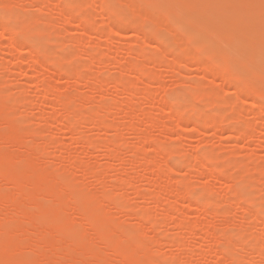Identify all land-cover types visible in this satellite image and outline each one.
<instances>
[{"label":"rangeland","instance_id":"374dc122","mask_svg":"<svg viewBox=\"0 0 264 264\" xmlns=\"http://www.w3.org/2000/svg\"><path fill=\"white\" fill-rule=\"evenodd\" d=\"M3 1L4 0H2V1L0 0V70H1V72H0V74H1L0 75V81H1L0 82V84H1L0 88L2 89V90L1 89L0 90L2 92H5L6 94L9 93L7 96L4 95L5 98H7V99L10 98L12 100V97L9 96L12 94L13 99L15 98V100H16V103H14V104L12 103L15 107V108L13 107L14 110H17V112L16 111L14 112V110H13L14 113L12 115L15 116V117L12 116L11 120L13 122H15V121L20 122V120H22L24 118L25 124L29 128H31L30 129L31 131H34V134H35L36 130H32V129H37L36 132L38 134L40 131H42V133L46 131L45 132L46 134L44 133L45 135L42 136V133H40L41 136L39 135V137H37V138L34 137L35 136L34 134H33L34 136L30 135V136H33L34 138H36V141H34L33 143H37L39 150L40 149L42 150L41 152H39V150H38V152H35L36 155H34V152L30 153V154L33 153L32 154L33 157H35V156L38 157V159L40 160L39 162H41L42 164L39 162L38 163L40 165H44V166H45V164L47 165L49 163L55 164L57 166L53 167V171H54V168H56V170H58V172H56V170H55L56 174L60 173V172L63 174V172L65 171L64 175H66V171H67V170H64V168L67 169V167L73 163L77 164L79 162L78 164H81V165L82 164L84 165V163H85L89 172L81 171L82 169H80V170L75 169L73 172L70 171L71 174L69 173L68 175L71 178L68 177L67 181L70 179L72 183L76 182L74 184H79V182L81 181L82 186L84 185L81 188L86 189L84 191L87 192V190H89L88 192H91L94 194L96 193L97 196H98V194L101 195V192H104L105 194L107 193L110 196H113L112 194H114V195L117 194L116 197L117 198L119 197L120 200L124 199L123 197H126L128 200H130L128 202V207H130V209H128V210H130V211H135V210L139 211L141 208L142 209L144 208L143 210H146V211L149 210L147 212L150 215L152 214V216H153L152 220L154 221V219H155V222L156 223L158 222V224H156V226L159 227V228L158 227L155 228L156 227L155 226L154 229H152L151 231L149 230L150 232L147 235H149L150 237L146 235V232L148 233V228H147V231L144 230V228H146L149 224L145 222L146 224L144 223V226H143L144 228L141 227L142 221L137 217H136L137 219L135 218L136 215H134V212H133V214H131L132 212H128V211L121 212V210L118 211V209H115V207L113 208V206H110L112 208H110V207L107 208V211H108L107 215L108 216L110 215L112 218H114L116 220L115 223L117 222L121 227L122 226L123 227H126V226L130 227V225H132L134 227V224L138 225V223H140V225H141L140 227L142 228V230H144L146 237H149V239L147 238L148 241L145 239L148 243V244L147 243L146 244L149 245V247H150V248L148 247L149 250H153V252L155 251L154 252L155 254L159 253L158 256L159 255L162 256L160 258H164V259L166 258L165 259L166 261L162 259V261H164V263L160 259V261L163 264H174L175 262L172 263L169 261V259H168L169 262H167V258H170L171 255L175 256L176 254H177L176 256L179 255L178 256L179 260H177L179 264H180V262H182L181 264H192V263L193 264H229V263L231 264V262H232L231 259L232 260L234 259L237 264H264V257H263L264 256V218H263L264 217V206H263L264 205V172H262V171H264V114H263L262 110L260 108H258V106L252 107L251 104L253 103V99L242 96L239 99V101H237L236 104L227 105L226 108L223 107V105L220 108L219 106L214 107L215 105L213 106V104H211V108L209 109L208 106H210V105H208V106L204 105V104H207L206 103L207 102L206 101L207 96L205 97V99L201 98L202 97V96H200L201 93H197V91L200 92L198 90V88H196L194 90L193 85H190L186 81H184L185 78H187V77L188 78L191 77L192 79H196V80L198 79V81H200V80H202V76H203L202 72H200L199 70H196V67L193 64H191L190 59H188V56L182 58L181 63H180V65H178L177 68H170L167 66V63H169L168 61H170V60H168V59H170L169 55L166 54L167 56L166 55L164 56L162 54L163 59L159 60L161 62V63L159 62L160 65H157V66L155 65L156 67H155V69L153 68L154 69L153 70L152 66L150 64H148L149 61L144 60L142 57H139L138 55L130 56L129 53L127 52L126 47L128 45L133 44V45H136L137 48L139 47V49L143 48V47H141L143 45L142 43L144 41L143 38H141L143 36L139 35L137 37L131 30H125L124 31L125 33H123V35H121L120 37L119 36H113L114 37L113 41H114L115 47L113 46L112 48H110V47L108 48L106 46V44L109 41L108 40L109 36H111L109 34V31L112 30V28L114 27L113 25L115 23H114V21L108 20L106 18V16L104 15L105 13H103V14L101 13L102 8H101L100 0H86V2H90L92 5L95 3V6L94 5L92 6L91 4H89L92 7V9H91V7L89 6L91 9V10L89 9V11L93 12L94 13L93 15H95L93 17L94 21H93V23H91L89 28L94 29L97 27L101 30L103 29L102 33L99 34L98 37H96L97 39L94 37V35L92 34L91 31H88L89 28L87 30H83L82 28L76 26L77 23L75 21L79 18V16H81V14L83 15V11H81L80 12L81 14L79 15V12H76V10H75L74 14L72 16H70L69 18L62 16V14L60 12L61 9L58 6H55L56 4L59 3L58 1H60V0H57V1L56 0H36V2L30 4L31 6L28 5L29 3L27 0H5L6 3ZM49 1L52 2V4L51 5L49 4L50 6L47 5V7H45L46 3L48 4ZM81 1L85 3V0H81ZM106 1H112V0H106ZM191 1L192 0H184L186 9L190 8ZM78 2L81 3L79 0H78ZM97 2H98V5L100 6V8L98 5H96ZM2 3H5L4 7L1 5ZM119 5H120V7H122L121 9L123 10L124 4L122 6L119 3ZM125 7L128 10V8H129L128 5H126ZM23 8L27 9V10H25V12L30 11L27 13L28 17L31 15V16H33V18L35 17L34 19H38L39 18L38 16L41 15L40 19H42L43 24H40V26L38 25V28L42 26L44 28V30H43L44 32L46 31V29H48V32L52 34V35H48L49 33L46 32L47 37H48L47 38L46 35L43 36V31H42V34L35 33L34 37L36 36L37 39H40L41 36L45 37V39L42 41L45 44H50V45H52V42H57V41L59 42V40L65 42V44L63 43V47H62L63 49L60 48L59 44H58L59 46L55 45V44L52 46L55 47L57 55L59 53H61L62 50L67 51V49L70 48V50L68 52H70L72 50V52H71L72 57L68 61V65L69 66H76V63L79 62L78 63L79 65L77 64V66H79V67H77V68H79L80 71L82 70L81 72H83V74L80 73L78 76L74 75L73 77H72V75H68V77L67 76H59L58 75L59 69L57 68L58 66L56 64L55 65H54V63L49 64L52 62H48V61L46 63L43 62L40 64L34 63L35 55L31 54L30 55L31 57H29V54L31 53V51L28 49L30 46L29 47L26 46L27 44L24 42V35L22 33L20 34L18 32L19 27H20V22H14L15 24L12 22L9 24L7 22V20L4 19L6 17H3L5 14H9L10 13L9 11H11V10H13V11L16 10L15 12H19V11H17V9L20 11H24ZM157 8H159V7H157ZM21 9H23V10H21ZM79 9L80 8H78L77 10H79ZM126 9H125V11H127ZM82 10H84V9H82ZM13 11H11V12H13ZM59 12H60V14H59ZM76 13H78V14H76ZM217 13H218V11L217 12L213 11L214 15ZM19 14L23 15L24 13L19 12ZM46 18H47V20H46ZM40 19H38V20H40ZM40 21H39V23H40ZM45 21L46 22L48 21V23L50 22V24L47 23V25H46L47 28L44 27ZM42 27H41V29H43ZM52 27H53V29H52ZM171 28L174 29V26H172ZM49 29H52V30L49 31ZM15 32H17L16 37H17V39H19V43H21L22 46H24V47H19V51L14 52V54H13L12 51L10 52L8 44H10L11 36H14ZM50 36H51V40H50ZM56 36H57V38H56ZM61 36H63V37L61 38ZM42 37H41V39H42ZM52 38H54L55 41H52ZM48 39H49V41H48ZM66 41L69 43L70 47L67 46ZM76 41H77V43H76ZM105 41H106V43H105ZM220 42L223 44L222 41H220ZM220 42L217 41L218 45H222V44H220ZM23 43L26 45H24ZM76 44L78 47L76 46ZM155 44L157 45L156 42H155ZM155 44L153 43L152 46L151 45L150 46L154 47ZM61 46H62V44H61ZM66 46H67V48H66ZM117 46H119V49H117L118 48ZM150 46L148 47V49H147V47H146V49L144 47V50L146 52L152 51L151 53H153V48L151 49ZM157 47H158V45H157ZM59 48L61 49V51ZM8 50H9V52H8ZM154 50H155V47H154ZM156 50H155V52H157ZM94 52L96 55L94 54ZM88 53L92 57H89ZM75 54H76V57L73 56ZM60 56H61V54H60ZM88 57H89V61H88ZM79 58H82V59H79ZM93 58L95 61L93 60ZM98 58L103 60L102 61L103 64L101 62H100L101 64H98V62L100 61V60L98 61ZM130 60L136 61L139 63H143V64L145 63L146 67H147V69H146L147 72H149L151 70L154 71V80H152L148 83L150 87L147 86L150 88V91L152 94L151 97L153 98V100L148 102V103L146 102V100L144 99V96H143L144 95L143 92L146 89L143 87L145 90L142 91L143 88L141 87L143 85V82L146 83L144 85H147L148 79L143 80V79H146V76H142V75L140 76L139 72H131V71L127 72V69L129 68V66L127 65V61H130ZM29 64H31V65H29ZM147 64L150 66H148ZM182 66H184V67L186 66L185 69ZM33 67L35 68V72L32 71ZM85 67H86V69H85ZM179 69H181V72ZM29 72H30V74H29ZM32 72H34V73L32 74ZM117 74H119V75L124 74L126 77L125 79H128V80L130 79V81H132V80L136 81V79H137L138 85L135 86V87H137L135 89H137V91L139 90L138 92L140 93V96L138 95V92L136 90H134V92L136 91L137 94L135 92L132 95L131 99L127 100L126 98L128 97V95L122 91L123 87L121 88V86L114 85L110 79V78L116 76ZM135 74H137V75H135ZM38 75H40V77ZM89 75L92 77H90ZM106 75H110V76H106ZM38 77H39V79H38ZM93 77H94V79H93ZM140 77H143V78L141 79ZM97 78L103 80L102 84L100 83V85L95 84L96 86H94V85L92 86V84L94 82L93 80H97ZM42 79L48 81V88L50 91L53 89L52 88L53 86H56L58 88L57 91L59 92V94L62 97L66 96V97L71 98L72 101L75 100L73 103L78 102V104H75V105H78V107H79L80 103L82 105H84V102H86V100H88V99L91 102L90 104H92V105H90V104H89L90 106L88 105V107H90V108L92 107L90 110H87L85 113H83L82 112L84 110L83 109L82 111L81 110L78 111V113L76 114L78 116V114L80 112L81 115L79 114L80 117L78 116L80 121L75 116L78 123L76 124L77 126L75 125L73 133H69L68 131L65 132L67 122L65 121L66 118H63V117H68L69 112L64 111V110L62 111L61 105L57 100H56V102H53V104H52L53 98H52L51 94L48 92L45 93L42 90H40L41 87L39 84L42 82V81H40ZM203 81H204L203 84L208 86V87H206V89L204 88V91L210 92L211 89L212 90L216 89V92H220L219 93L220 96L224 95V96H227L229 98H231V96H232V97H235L237 99L235 92H233L234 90L230 87L226 88V86L221 87L220 81L218 79L210 77L207 79H203ZM87 82L91 83V84L89 85ZM86 83L88 84V86ZM89 86H91V88ZM117 88H119V89H117ZM218 88L220 89L219 91H217ZM19 89L21 92L19 91ZM116 89L119 90V92L117 91L118 92L117 96H115L116 94H114V93H116V91H115ZM195 93H196V96H194ZM101 95H103V96L105 95L108 99L106 98L102 102L100 99ZM178 95L180 97L184 96L186 98H189V96H190V98L196 97V98H194L193 101L197 107L199 106L200 108H204L205 106H207L208 109L206 107V108H204L206 110H204V109H202V110H204V112L207 113V114H205L207 117L210 118V116H211V118L214 119L218 123L217 128L211 129L210 127H208L205 124L206 123L205 120L207 118L205 115H204V117H203V115H202V117H199L200 115L196 117L194 115V112L191 109H185V110H183V116L187 120H190V123L188 122L189 123L188 126L185 125L186 127L184 130L179 129L177 126V122H178L177 119L175 117L171 118V119L167 118L168 115H166V113L168 114V112H169V109L167 110L166 107L169 105L170 99L172 97H176ZM97 96L100 98H98ZM249 97H251V96H249ZM140 98H142V99H140ZM96 99L101 101L103 104L107 105V106L105 105L106 106L105 110H103L105 113L103 111L101 113V115H103V114H106V115H103L104 118L102 120L100 119L101 124H99V125H98V123H97V125H94V123H93L94 122L93 119L97 120L96 116L94 117V115H96L97 113H100L99 112V110H100L99 105L101 104V102L98 105L99 101H97ZM114 99H115V101H114ZM199 99H201V100H199ZM232 99H234V98H231V100ZM22 100L24 102H22ZM17 101L18 102L20 101V102L18 103ZM161 101L162 102L164 101L163 103H165L164 104L165 109L163 108L162 112L159 111V109H158V108H160L159 106H161V104H162ZM15 104H17V108H16ZM238 106H239V108L241 107L240 109L242 111H244V112L241 111L240 115H237V112H236V111H238V109H237ZM88 107H85V108H88ZM96 108H97V110H96ZM106 108H107V110H106ZM217 108L220 110L217 111L216 110ZM240 109H239V111H240ZM95 110L98 112L94 113ZM141 110H142V112H141ZM213 110H215V111H213ZM222 111H223V113H222ZM228 114H229V118H226V117H228ZM236 115H237V117H235ZM18 116H20V118H18ZM43 116H45V118ZM46 116H47V118H46ZM190 116H192V117H190ZM220 116L222 118H219ZM238 116L239 117L241 116L240 119ZM149 118L155 119L154 120L155 123L150 124V122L148 120ZM228 119H230V120L228 121ZM26 120H28V123L26 122ZM90 120H93L92 123L90 122ZM251 120H252V122H251ZM194 121H196V122H194ZM204 121H205V123H204ZM2 122L3 121H1V123ZM192 122H194L195 124ZM1 123H0V132H2L3 130H1V129H3L6 126V123L5 124L2 123V125H1ZM48 123L50 125H48ZM196 123H199V126L196 127V125H197ZM25 124H23L24 128L26 127ZM247 124L250 126H248ZM47 125H48V127H47ZM106 125H108L109 127L113 126V129L112 128H111V130L105 129L104 126H106ZM164 125H166L167 127ZM98 126H101V127H98ZM173 126H174V128H171ZM230 126H235L236 128H239V129H241L242 127L245 128V126L246 127L248 126L249 128H247L245 130V132H244L245 135L243 134V135L239 136V134H236L237 132L236 133L235 132H229L228 133L227 129L230 128ZM131 127H132V130H134V131L131 130ZM40 128L44 129V130H41ZM133 128H135V129H133ZM208 128H210L211 130ZM4 129H6V128H4ZM177 129H179V130H177ZM28 130L29 129L27 128L26 131L29 132ZM38 130H40V131L38 132ZM194 130H195V132H194ZM182 131H185V132H182ZM28 135H29V133H28ZM28 135L27 136L25 135L26 139L24 137L25 142H26V140H27V142H29V140H30L29 143H31L32 137L29 138L30 136L28 137ZM109 136L110 137L114 136V137H116V140H117L118 146L116 145L117 147H115V148L113 147L114 150H112V151H110V149H109V151H107L104 148H101L102 146L99 147L100 149L98 147L97 148L95 147L96 148L95 149L93 147L88 148L85 146H84L85 147L84 148L83 145L81 144V142L83 140L84 141H96L97 140L98 142H101V141L103 142L104 140L107 141V139L110 138ZM27 137L29 138V140L27 139ZM34 138L32 140H34ZM52 139H54V140H52ZM87 139H89V140H87ZM45 140H46V142H44ZM49 140H52V143L51 142L48 143ZM58 141H60V144ZM0 145L2 147L5 146V148L8 149V151H10L9 147L12 148L11 149L12 152L16 150L15 148L17 146V145H13V147H11L12 144H4V146L2 144H0ZM177 145H178V147H177ZM168 147H169V149H171V148L173 149V147H174L177 153L181 152L180 154L184 155V152H185V155H186V156L184 155L185 157L184 156L180 157V154L179 155L176 154V156L173 155L172 157H174V156L176 157V158L174 157L175 159L173 158L175 160V162L170 161V158H172V157H170V158L165 157L166 160H168L167 161L168 166L169 167L171 166V172L170 173L167 171V168H166V167H168L167 164H163V161L165 158L161 157L163 155V152L165 153V151H167V150L163 151L162 155L160 153L157 154V152H159V149H164V148L168 149ZM19 149L17 151H19V153H20V151H22L23 149H21V147ZM35 149H37V147ZM133 149L137 155L135 161L137 159H139L140 157L142 158L144 155L148 154L146 159L149 157V160L148 159L147 160L151 161V162L150 163L147 162L144 164L143 162H145L144 161L145 159L143 160V158H142V161L140 160L142 163L139 160L131 163V161H129V159H130L129 156L130 157L134 156L132 154L130 155V151L132 152ZM156 149H158V150H156ZM177 149L179 151H177ZM181 150H183V151H181ZM103 151H104V153H103ZM111 152L113 154L115 153L116 157L114 159H112L110 156V154H112ZM108 153H110V154H108ZM187 153L190 156H188ZM15 154H17L16 151H15ZM138 155H139V158H138ZM166 156H168V155L166 154ZM210 156H212L213 159H210ZM107 157H108V159H107ZM178 157H180L181 159H179ZM194 157H197V158L199 157L201 160V163H199V161L194 163V160H193ZM52 158H54L55 160H53ZM152 158H154V159H152ZM187 158L189 161L188 160L186 161ZM218 158H219V160H218ZM38 159H36V160H38ZM78 159L84 163H81ZM173 159H171V160H173ZM214 159H215V161H214ZM216 159L218 161H216ZM166 160H165V162H166ZM178 160H180V162H181V164L179 163L180 165L178 164L179 166H177V164H175L176 162H178ZM207 160H209V161H207ZM211 160H213V161H211ZM232 161H233L234 165L232 164ZM172 162H174L173 165L177 166L176 169L172 167L173 165H170ZM74 164L72 166H76L75 168H77V165H74ZM189 164H190V166H189ZM191 164H193V165H191ZM203 164H204V166H203ZM224 166H225V168H224ZM237 166H238V168H239V166H241L239 168L240 169L239 171H241V172L243 171V173H242V175L244 174L243 178L246 179V177H247L245 183H247V182L249 183L248 189H247V187H245L246 191H245V194L244 193L243 194L250 196L251 198H254V200H256L255 203H253L254 201L249 200L250 197H247V196H244L241 194L242 192H244V190L240 189L241 192L239 190L238 192H240V193L237 194L238 192H236V191L238 189L236 190L233 187L235 189L234 190L233 188H231L233 186V183H234L233 181H230V179L232 180L231 177L235 178V176H237V173L238 174L241 173V172L239 173ZM47 167L49 168L51 166L47 165ZM70 167H69L67 173L69 172V170L74 169V168L70 169ZM83 167H85V165ZM187 167H189V169ZM244 167H246L247 169ZM221 168H222V170H221ZM251 168L253 170H251ZM49 169H51V168H49ZM92 169H93V171H92ZM102 169H103L104 173H102V171H101ZM157 169L160 171L159 174H161L159 176H158V174L155 176L154 173H152L155 170L157 171ZM172 169H174V170H172ZM206 169H208L209 171H214L217 174L223 172L222 174L224 175L223 176L224 179L219 181L216 178H212V177L208 176ZM62 170H63V172H62ZM94 171H96L98 173L100 172L102 174L101 177L103 178V180H102L103 183H101L98 176L94 174ZM119 171L121 173H119ZM165 171H167V172H165ZM169 171H170V169H169ZM164 172H165V174H164ZM260 172H262V173L260 174ZM227 173H229V174H227ZM250 174H252V175H250ZM68 175H66V176H68ZM115 176L118 179H120L121 181H122V179L123 180L126 179V180H124V181H126V185L124 184V186H122V188L120 186L119 188L117 187V189H115V187H114L115 184H113V182H116V181H114V179L116 178ZM251 178L253 180L252 182H251ZM253 178H255L256 181H254ZM94 179H97L98 183L100 181V184L98 185L96 183L97 181H95ZM128 179H129V181L131 180V184L134 185L133 187H135V188L131 189L127 186ZM184 180H185V182H184L185 184H182V181H184ZM121 181H119V183ZM111 182H112V185L114 188H111L112 187ZM250 182L253 184H250ZM155 183H157L158 186ZM179 183L182 184V186L178 185ZM81 184H80V186H81ZM10 185L7 183H0L1 188L4 191H13V185H11V186ZM250 185L251 186L254 185V186L250 187ZM189 186H191V187H189ZM130 187H131V185H130ZM156 187H158L159 190H161V191L163 190L164 192H171L172 191L171 189L173 188V193L171 192L172 194H175L174 192H177L175 190H178V189L180 191H182L183 193H185L184 189H186L185 191L188 194H190V193L198 194L197 191H200L197 196H199L201 198L204 197L203 200L207 199L206 202L209 201L210 203L208 206H206L205 201H198L197 202L194 199L186 197L187 201H189L188 203H187L186 199L183 198V199H180L178 201L176 200V204H175L176 206L174 204H172L174 206V208L176 207L172 211V213H174V211L176 210L175 211L176 214L175 213L172 214L171 211H169L167 209L168 208L170 209V206H172V205H170V203L175 201V199L173 201H171L172 198H170V196L168 198L166 193H165L166 196H165V194L163 196L164 201L162 200L161 203L154 202V200L152 198H146L145 199V197H147L146 195H148L149 193H152L153 190L157 191L158 188H156ZM133 190H136V191H133ZM252 191H254V192H252ZM230 192H232V194H230ZM233 192H234V194H233ZM248 192H250V194L251 193L252 194L250 195ZM104 193H102V194H104ZM110 193H112V194H110ZM168 195H170V193H168ZM256 195L259 196L258 198L261 200H258ZM119 199H117V200H119ZM236 199H239V200H236ZM169 200L171 201L170 203L168 202ZM210 200H212L213 202ZM216 201H218V203H216ZM257 202H258V204H256ZM252 204L254 207L252 206ZM167 205H170V206H167ZM165 206H166V209H165ZM215 206H217V207H215ZM242 207H243V209H242ZM11 208L12 207H10V209ZM248 208L251 209L252 211L249 210ZM220 209L221 210L225 209V210L221 211ZM8 210H9V207L4 210V213L8 212ZM165 210H167L170 213H167V211H165ZM205 210H206V212L208 211L210 213L208 217L204 216ZM202 211H204V213ZM124 212L127 213L128 215L127 214L125 215ZM200 212H202V213H200ZM219 212L220 213L224 212V214H220ZM166 213L169 214V216H170V214H172L171 215L172 218L169 217L168 215H166ZM227 213H228V215H227ZM250 214H253V215H250ZM163 215H164V217H163ZM69 216L71 218H73L74 215H72V212H70ZM77 216L76 217L74 216L75 217L74 220H78V222L79 221L81 222V219L79 217L77 218ZM251 217L252 218L254 217L256 219L253 218L251 220L250 219ZM163 218H165V220ZM166 218L167 219L170 218V220L169 219L166 220ZM185 218H186V220H185ZM200 218H203V219H200ZM204 218H206V219H204ZM224 218H225V220H224ZM114 219H112V220H114ZM176 219H179L183 223V225L179 228H177L178 226H176L179 223V220H176ZM248 219H249V221H248ZM138 220H140V221L137 222ZM203 220H205L204 223H202ZM134 222H136V223H134ZM159 222H160V225L163 222L162 223L163 225L159 226ZM236 222L238 225L236 224ZM184 223H186V224L184 225ZM191 223H192V225H191ZM4 224H6L5 225L6 227H10L12 225V223H10L8 221ZM174 224H176V225L174 226ZM232 224H233V226H232ZM250 227L253 228V230H251L252 232L249 229ZM244 228L245 229L248 228V230L246 229L247 231L246 230L244 231ZM149 229H150V227H149ZM235 230H237V231H235ZM86 231H87L86 232V234H87L89 230H86ZM91 232L92 231L89 232L90 235H91ZM235 232H237L238 234L240 233L241 236H239L240 234L238 235ZM160 234H162V236H167L168 237L167 241L166 240H164V242L161 241V243L159 245L155 246V244H154L153 245L154 247H152V245H151L152 241L155 242L154 239L157 238L158 235H160ZM254 235H256V236H254ZM92 236H94V235H92ZM222 236L223 237L228 236L229 239L231 238L230 240H232V241L229 240V242H231V244H229V242L228 243H222L219 245H218V243L216 244V242H215L217 239L216 237H222ZM245 236L247 238H245ZM255 237H257V238H255ZM24 238L19 237V239H23L25 241ZM89 238H91V236ZM172 239H174V241ZM176 239H178V240H176ZM170 242H172V243H170ZM178 242H180V244ZM176 243H177V245H176ZM227 244H228V246H227ZM253 244H254V246H252ZM98 245H100V244L98 243ZM98 245L96 243L95 248H99L100 246H101V248L103 247V245H100L99 247H98ZM230 245H232V246H230ZM92 246L94 247V244ZM257 246H261L263 249V255L260 257L258 256L257 251H255V249H254ZM229 247H234V248H229ZM236 248H238V249H236ZM239 249H241V250H239ZM153 252H151V253L153 254ZM106 253L109 254V251H107ZM193 253H195V254H193ZM155 254H153V255L156 257L157 255H155ZM189 254H190V256H189ZM30 255L32 256V254H30ZM30 255H29V257H30ZM51 255L52 256L50 258H51V260H53L54 257H56V256H53V253ZM158 256H157V258L159 261ZM191 256H192V258H191ZM117 261H119V262H117ZM117 261H115V264H124V263L120 262V260H117ZM177 261L175 264H178ZM92 262L96 263V261H92Z\"/></svg>","mask_w":264,"mask_h":264},{"label":"bare ground","instance_id":"6f19581e","mask_svg":"<svg viewBox=\"0 0 264 264\" xmlns=\"http://www.w3.org/2000/svg\"><path fill=\"white\" fill-rule=\"evenodd\" d=\"M27 1L29 3L28 4L29 6H31L30 4L36 2V0H27ZM79 1L81 3H79L78 0H60V1H58L59 3L57 2L58 4H56V5L54 4V5L58 6L61 9L60 12H61L63 17L65 16V17L69 18L70 16H72L74 14L75 10H76V12H79V15L81 14L80 12L83 11V15L81 14V16H79V18L75 22L77 23V25H76L77 27H80L83 30H87L90 27L91 23H93V21H94L93 17L95 15H93L94 14L93 12L89 11V9L91 7L89 5V4H91L90 2H86V0H85V3L82 2L81 0H79ZM3 2H5V0ZM49 2H48V4L46 3L45 7H47V5L50 6L52 4V2H50V3ZM5 3H2L1 5L4 7ZM100 3H101V8H102V12L101 11L100 12L102 14L105 13L104 15L106 16V18L108 20L114 21V23H115V24L113 23L114 27L112 28V30L109 31L107 29L109 31V34L111 35V36H109V39L107 38L109 40L108 43L106 44V46L108 48L109 47L112 48L114 46V41H113L114 37L113 36H119L120 37L121 35H123V33H125L124 32L125 30H131L137 37L139 35L143 36V37H141L144 40L142 43L143 45L141 44L142 45L141 47H143V48L139 49V47L137 48L136 45L132 44V45H128L126 47L127 52L129 53L130 56L138 55L139 57H142L144 60L149 61L148 64H150L152 66V69L153 68L155 69V67L157 65H160L161 62L159 60L163 59L162 54L164 56L166 54L169 55L170 59H168V60H170V61H168L169 63H167V66L170 68H177L178 65H180V63H181L182 58L188 56V59H190L191 64H193L196 67V70H199L200 72H202L203 76H202V80H200V81H198V79L197 80L192 79L191 77L185 78L184 81H186L190 85H193L194 87L193 86L192 87L194 90L196 88H198V90L200 92L197 91V93H201L200 94V96H202L201 98L205 99V97L207 96L206 97V101H207L206 103L207 104H204V105H207V106L210 105V106H208L209 109L211 108V104H213V106L215 105L214 107L219 106L221 108L223 105V107L226 108L227 105L236 104L237 101H239V99L243 96V97L252 98L253 99V103L251 104L252 107L258 106V108H260L264 114V0H192L190 3L189 9H186L184 0H114V1L113 0L112 1L100 0ZM119 3L122 6L124 4L123 10L121 9L122 7H120ZM93 5L95 6V3ZM96 5H98V2ZM126 5H128V7H129V8L127 7L128 10L125 7ZM157 7H159V8H157ZM78 8H80V9L77 10ZM99 8H100V6H99ZM23 9H24V11H20L17 9V11L24 13L23 15L19 14V12H15L16 10L15 11L11 10L13 12L8 10L10 13L8 12L9 14H5L3 17H6L4 19H6L9 24L12 22L13 23L14 22H20V27H19L18 32L20 34L22 33L24 35V42L27 45L24 43L23 44L26 45L27 47H29V46L31 47V48L29 47V49H28L31 51V53L30 54L28 53V54H29V57H31L30 56L31 54L35 55L34 63L40 64L43 62L46 63L48 61V62H52L49 64H53V63H54V65L56 64L58 66L57 68L59 69V71H58L59 76H67L68 77V75H72V77H73L74 75L78 76L80 73L83 74V72H81L82 70L80 71V69L77 68V67H79V66H77V64L79 62L76 63V66H69L68 65V61L72 57V54H71L72 50L70 52H68L70 50V48H68L67 51H64V50L61 51L60 48L63 47V43L65 44V42H63L61 40H59V42L57 40H56L57 42H52V45H54V44L60 45L59 49H60L61 53H59L58 54L59 56H58L54 46H52L50 44H45L42 41L45 39V37L41 36L42 37V39L40 37L41 40L37 39L36 36L34 37L35 33L42 34V31L44 30V28L42 26L41 27L43 29H41V27L38 28V25L40 26V24H43L42 19H40L41 15L38 16L39 17L38 19L41 20L40 21L38 19H34L35 17L33 18V16H31V15L28 17L27 13L30 11L25 12V10H27V9H25V8H23ZM23 9H21V10H23ZM82 9H84V10H82ZM91 9H92V7H91ZM125 9L127 11H125ZM213 11H216V12L218 11V13L214 15ZM60 12H59V14H60ZM76 14H78V13H76ZM46 20H47V18H46ZM39 21H40V23H39ZM47 23H48V21L44 22V25H45L44 27H46ZM48 24H50V22ZM172 26H174V29L171 28ZM52 29H53V27H52ZM52 29H49V31ZM102 30L96 27L94 29L89 28L88 31H91L92 34L94 35V37L96 38V37H98L99 34L102 33ZM46 32L49 33L48 29H46L45 32L43 31V36L46 35V37H47ZM16 34H17V32L14 33V36H11L10 44H8L9 50H10V52L12 51L13 54H14V52L19 51V47H24V46H22L21 43H19V39H17ZM48 35H52V34L49 33ZM62 37L63 36H61V38ZM54 38H52V41H55L57 36L55 39ZM50 40H51V36H50ZM48 41H49V39H48ZM217 41L218 42L222 41L223 44L220 42V44H222V45H218ZM155 42L157 43L158 47L155 44ZM76 43H77V41H76ZM105 43H106V41H105ZM151 43L155 44L154 47H155V50L157 49L156 50L157 52H155L154 47H151L152 46ZM61 44H62V46H61ZM66 44H67V46H69L68 42ZM67 46H66V48H67ZM76 46H77V44H76ZM149 46L151 47V49L153 48V53H151L152 52L151 50H150L151 52H146L144 50V47H145V49H146V47L148 49ZM117 47H118L117 49H119V46H117ZM9 50H8V52H9ZM60 54H61V56H60ZM94 54H95V52H94ZM73 56L76 57V54ZM88 56L92 57L89 53H88ZM89 57H88V61H89ZM79 59H82V58H79ZM93 60H94V58H93ZM98 61H97L98 64H101L103 60L98 58ZM29 65H31V64H29ZM127 65L129 66V68L127 69V72H129V71L139 72L140 76L141 75L146 76V79H143V80L148 79V82H147V85H144L146 83L143 82L144 86L143 85L141 86L142 88L144 87L146 89V90L144 88L142 89V91L145 90L143 92L144 95L143 94L142 95L144 96V99L146 100L147 103L152 101L153 98L151 97L152 94H151V91L149 88L150 86L148 83L150 81L154 80V71L151 70V71L147 72L146 71L147 67H146L145 63L143 64V63H139V62L130 60V61H127ZM150 65H148V66H150ZM182 67H184V66H182ZM185 67H184V69H185ZM85 69H86V67H85ZM181 69H179L180 72H181ZM32 71L35 72L34 67L32 68ZM0 72H1V70H0ZM34 72H32V74ZM29 74H30V72H29ZM135 75H137V74H135ZM38 76L40 77V75H38ZM106 76H110V75H106ZM39 77H38V79H39ZM90 77H92V76H90ZM210 77L218 79L220 81L221 87L226 86V88L227 87L232 88L234 90L233 92H235V95L237 96V99L235 97H232V96H231V98H234L232 100H231V98H229L227 96H224V95L220 96L219 95L220 92H216V89H214L213 87L212 88L214 90L211 89L210 92L204 91V88L206 89V87H208V86L203 84L204 83L203 79H207ZM125 78L126 77L124 74H120V75L117 74L116 76H114L110 79L114 85L121 86V88L123 87L122 91L128 95V97L126 99L130 100L132 95L137 91V89H135L137 87H135V86L138 85V80L136 79V81L135 80L130 81V79L128 80ZM140 78L142 79L143 77H140ZM93 79H94V77H93ZM43 80L44 79L40 80V81H42L39 84L41 87L40 90H42L45 93L48 92L51 94V96L53 98L52 104H53V102H56V100H57L61 105L62 111L64 110V111L69 112L68 117H63V118H66L65 121L67 122L65 132L68 131L69 133H73L74 127L78 123L76 118H78L80 112H79L78 116L76 114L78 113V111H80V110L82 111L83 109H84L82 111L83 113H85L87 110H90L92 107L90 108V107H88V105L91 102L89 101V99L86 100V102H84V105H82L79 102L82 106L79 104V107H78V105H75V104H78V102L73 103L75 100L72 101L71 98L66 97V96L62 97L59 94V92L57 91L58 88L56 86H53L52 87L53 89L50 91L48 88V81H46V80L43 81ZM93 81L94 82H93L92 86L93 85L96 86L98 84L100 85V83L102 84L103 80L97 78V80H93ZM88 84L90 85L91 83H88ZM88 84H87V86H88ZM147 86H149V87H147ZM89 87L91 88V86H89ZM117 89H119V88H117ZM117 89L115 90L116 93H114V94H116L115 96H117V93L119 92V90H117ZM1 90H0V123H1V121H3L2 123H4V124L6 123V126L5 127L3 126L6 129H4V128L1 129L3 131L0 132V144H2L3 146H4V144H12L11 147H13V145H17L16 148L14 147L16 149L15 151L17 154H15V151L12 152V150H11L12 148L9 147L10 151H8V149H6L5 146L2 147L0 145V183H7L9 185L10 184L13 185V191H4L0 186V264H93V263L94 264H115V261H117V260H120V262H122L124 264L125 263L126 264H161L162 262L164 263V261H162V259L165 260L166 258L165 259L160 258L162 256L161 255L158 256L159 253L155 254L154 253L155 251L153 252V250H149L150 247H149V245H147L148 244L147 241L150 237L147 234H149V232L152 229H154L156 224H158V222L157 223L155 222V219H154V221L152 220L153 219L152 214L150 215L147 212L149 210L146 211V210H143L144 208L143 209L141 208L139 211H137L135 209H134L135 211H130V210H128V209H130V207H128V202L130 200H128L126 197H123L124 199L120 200L119 197L118 198L116 197L117 194L114 195V194L110 193L113 195V196H110L107 193H106L107 194L106 195L104 192H101L102 196L100 194H98V196H97L96 193L94 194V193L88 192L89 190H87V192L84 191L86 189L81 188L84 186V185L82 186L81 181L79 182V184H74L76 182L72 183L70 179H69L70 181L69 180L67 181V178L70 177L68 174L69 173L71 174V172H73L75 169L76 170L82 169L81 171L89 172L86 164L79 159L78 160L81 163H84L85 167H83L84 166L83 164L82 165L78 164L79 162L77 164L73 163L74 165H77V168H75L76 166H72L73 164H71L70 165L71 167L68 166L67 169L64 168V170H67V171H68L69 167H70V169L74 168L72 170H69L68 173L66 171V175H68V176L64 175L65 171L63 172V170H62L63 174L61 172H60L61 174L60 173L56 174V172H58V170H56V168H54V171H53V167L57 166L55 164H51V163L47 164V165L51 166V167H49L51 169H49L46 164H45L46 167L44 165H40L39 163H41V162H39L40 160L38 159V157L35 156L36 157L35 158L32 155L33 153L32 154H30V153L34 152V155H36L35 152H38V150H39L38 144L33 143V142L36 141V138L39 137V135L41 136L40 133H42V131L38 130V132L40 131L38 134L36 132L37 129H32V130H36L35 134H34V131H31L30 130L31 128H29L25 124L24 118L22 120H20V122L19 121L18 122L15 121L16 123L13 122L11 120L12 116H13L12 114L15 111L17 112V110H14L15 107L13 105L14 103H16V100H15V98L13 99L12 94L9 95L12 97V100L10 98H8V99L5 98V96H7L9 93L6 94L5 92H2ZM134 90H136V91L134 92ZM219 90L220 89L218 88L217 91H219ZM19 91H20V89H19ZM137 92H136V94H137ZM138 95L140 96L139 92H138ZM194 96H196V93ZM249 96H251V97H249ZM98 98H100V97H98ZM106 98L107 97L105 95L104 96L101 95L100 99L103 102V100H105ZM194 98H196V97H194ZM194 98H190V96H189V98H186L184 96L180 97L178 95L176 97H172L170 99L169 105L166 107L167 110L169 109L168 114L166 113V115H168L167 118L171 119V118L175 117L178 121L177 126L181 130H184L185 127L188 126V124L190 123V120H187L186 118H184L183 110L191 109L194 112V115L196 117L199 115H200L199 117H202V115L204 117V115L207 114L204 112V110H206L204 108H206L207 106H205L204 108H200L199 106L197 107L193 101ZM140 99H142V98H140ZM199 100H201V99H199ZM97 101H99V100H97ZM101 101H99L98 105L100 104ZM114 101H115V99H114ZM22 102H24V101L22 100ZM102 102L100 104L101 106L99 105V107H100L99 112L100 113H97L98 112V111H96L97 108L94 112V113H97L96 115H94V117L96 116V119H97V120L93 119L94 125H97V123H98V125L101 124L100 121L104 118L103 115H106V114L101 115L102 111L105 110V107L107 106L106 104H103ZM163 102L161 101L162 104L160 103L161 106H159L160 108H158L159 111H161V112H162L163 108L165 109V105H164L165 103H163ZM17 104H15L16 108H17ZM90 105H92V104H90ZM85 107H88V108H85ZM208 107H207V109H208ZM218 108L216 109L217 111L220 110ZM240 108H239V106L237 107V109H238V111H236L237 115L241 114L242 110ZM202 109H204V110H202ZM239 109H240V111H239ZM13 110H14V112H13ZM106 110H107V108H106ZM213 111H215V110H213ZM141 112H142V110H141ZM242 112H244V111H242ZM222 113H223V111H222ZM237 115L235 117H237ZM20 116H18V118H20ZM75 116H76V118H75ZM13 117H15V116H13ZM43 117L45 118V116H43ZM190 117H192V116H190ZM240 117H239V119H240ZM46 118H47V116H46ZM207 118L205 120L206 123H205V121H204V123L208 127H210L211 129H216L218 126V123L214 119H212L211 116H210V118L209 117H207ZM219 118H222V117L220 116ZM226 118H229V114H228V117H226ZM78 120H79V118H78ZM93 120H90V122L92 123ZM148 120H149L150 124L155 123L154 122L155 119H153V118H149ZM229 120L230 119H228V121ZM26 122L28 123V120H26ZM194 122H196V121H194ZM194 122H192V123H194ZM251 122H252V120H251ZM2 123H1V125H2ZM23 124H25V126L29 129L28 130L29 132L26 131L27 128L25 127L26 128L25 129ZM196 124H197L196 127L199 126V123H196ZM48 125H50V124L48 123ZM48 125H47V127H48ZM164 126H166V125H164ZM248 126H250V125H248ZM248 126L247 127L245 126V128L242 127L241 129L236 128L235 126H230V128H228L227 130H228V133L229 132H235V133L237 132L236 134H239V136H241L244 134L245 130L247 128H249ZM98 127H101V126H98ZM104 128L111 130V128L113 129V126L109 127L108 125H106V126H104ZM171 128H174V126ZM210 128H208V129H210ZM133 129H135V128H133ZM179 129H177V130H179ZM41 130H44V129H41ZM131 130H132V127H131ZM132 131H134V130H132ZM45 132L42 133V136L46 134ZM182 132H185V131H182ZM194 132H195V130H194ZM28 133H29V135H28ZM25 135L26 136L28 135V137L30 135H33L34 137H36V138H34L33 136L29 137V138L32 137V139L34 138V140L31 139V141H32L31 143L33 145L31 143H29L30 140L28 137H27V139L29 140V142H27V140H26L27 143L25 142V139H26ZM24 137H25V139H24ZM52 140H54V139H52ZM52 140H49L48 143H50V142L52 143ZM87 140H89V139H87ZM104 141L98 142L97 140L96 141H84L83 140L81 142V144L83 145V147L85 146L88 148L89 147H93V148L98 147L99 148L102 146L101 148H104L107 151H109V149H110V151H112V150H114L115 147L118 146L116 137H114V136H111L109 139H107V141H105V142ZM44 142H46V140ZM58 142L60 144V141H58ZM34 145L37 147V149H35L36 147ZM20 147L23 150L20 151V153H19V151H17V150ZM111 147L112 148L114 147V148L112 149ZM177 147H178V145H177ZM156 150H158V149H156ZM165 150H167V151H165ZM41 151L42 150L40 149L39 152H41ZM104 151H103V153H104ZM163 151H165V153L168 156H166V154ZM177 151H179V150L177 149ZM181 151H183V150H181ZM132 152L130 151V155L132 154L135 157L129 156V158H130L129 161H131V163H133L137 157L134 149L132 150ZM162 152H163V155H162ZM158 153H160L162 155L161 157H163V158H165V157L170 158L173 155H175V156H176V154L179 155L181 152L177 153L174 147H173V149L172 148L169 149V147H168V149L167 148L166 149L165 148L159 149V152H157V154ZM108 154H110V153H108ZM184 155H185V152H184ZM184 155L180 154V157H182ZM187 155L190 156L188 153H187ZM110 156L112 159H114L116 157L115 153L110 154ZM147 156H148V154H146L142 157L143 160L145 159L144 160L145 162H143L144 164L147 162H149V163L151 162V161H148L149 157L147 158L148 160L146 159ZM108 157H107V159H108ZM174 157L170 158V161L175 162L174 159L176 157L175 158ZM180 157H178V158L181 159ZM138 158H139V155H138ZM140 158L137 160L142 161V158L141 159ZM166 158L164 159L163 164H167V166H168V163H167L168 160H166ZM36 159H38V160H36ZM52 159L55 160L54 158H52ZM152 159H154V158H152ZM171 159H173V160H171ZM210 159H213L212 156H210ZM165 160H166V162H165ZM187 160H188V158L186 159V161ZM193 160H194V163H196L198 161H199V163H201V160L199 157L198 158L194 157ZM218 160H219V158H218ZM218 160L216 159V161H218ZM207 161H209V160H207ZM211 161H213V160H211ZM214 161H215V159H214ZM174 162H172L170 165H173ZM179 163L181 164L180 160H178V162H176L175 164H177V166H179L180 165ZM232 164H233V161H232ZM191 165H193V164H191ZM177 166L173 165L172 167L176 169ZM189 166H190V164H189ZM203 166H204V164H203ZM240 167L241 166H239V168ZM166 168H167V171L170 173L171 172V166L170 167L168 166ZM168 168L170 169V171ZM187 168L189 169V167H187ZM224 168H225V166H224ZM239 168L237 166L238 171L240 170ZM244 168H246V167H244ZM55 170H56V172H55ZM172 170H174V169H172ZM206 170H207L208 176H210L212 178H216L219 181L224 179L223 178L224 175L222 174L223 172L217 174L214 171H209L208 169H206ZM221 170H222V168H221ZM251 170H253V169L251 168ZM92 171H93V169H92ZM101 171H102V173H104L103 169ZM155 171L152 172V173H154L155 176L157 174H158V176L161 175V174H159L160 171L158 169L156 171L157 173ZM167 171H165V172H167ZM100 172L98 173V172L94 171V174L97 175L99 180L101 181V183H103L102 182L103 178L101 177L102 174ZM165 172H164V174H165ZM240 172L241 171H239V173ZM262 172H264V171H262ZM262 172H260V174ZM119 173H121V172L119 171ZM242 173H243V171L240 174L237 173V176H235V178L230 176L232 178V180L230 179V181L234 182V183L232 182L233 186L231 188L234 187L236 190L238 189L236 192H238L240 189L244 190V192L241 193L242 195H244L245 191H246L245 187H247V189H248L249 183L248 182L245 183L247 177H246V179H244L243 178L244 174L242 175ZM227 174H229V173H227ZM250 175H252V174H250ZM115 179H114V181H116V182H113V184H115L114 185L115 189H117V187L119 188L120 186L122 188V186H124V184L126 185V181H124L126 179H124V180L122 179V181L120 179H118L117 177ZM253 179H254V181H256L255 178H253ZM94 180L97 181V179H94ZM100 181H99V183H98V181L96 183L99 185ZM119 181H121V182L119 183ZM128 181H129V179H128ZM128 181H127V183H128L127 186L131 189L135 188V187H133L134 185L131 184V180L129 182ZM252 181L253 180L251 178V182ZM184 182H185V180L182 181V184H185ZM251 182H250V184H253ZM180 183L178 185L182 186V184H180ZM80 184H81V186H80ZM155 184H157V183H155ZM130 185H131V187H130ZM111 186H110L111 188H114L112 185V182H111ZM157 186H158V184H157ZM253 186L254 185H252V186L250 185V187H253ZM189 187H191V186H189ZM156 188H158V187H156ZM171 190H172L171 192L173 193V188ZM185 190L186 189H184L185 193H183L182 191H180L178 189V190H175V191H177V192H174L175 194H172L171 192H164L163 190L161 191L158 188L157 191L153 190L152 193H149L148 195H146L147 197H145V196L144 197H145V199L146 198H152L154 200V202L161 203V201L163 200V196L166 193L168 198H169V196H170V198H172V200L170 199L171 201H173L175 199V201H173V202H171L170 200L168 201L169 203L171 202L170 205H172V204L175 205L176 200L178 201V200L183 199V198H185L186 201H187V198H191V199L196 200L197 202L198 201H205L206 202L207 199L203 200L204 197L201 198V197L197 196L200 191H197L198 194H193V193L188 194ZM241 190H240V192H241ZM133 191H136V190H133ZM240 192H238L237 194H239ZM252 192H254V191H252ZM102 193H104V194H102ZM168 193H170V195H168ZM248 193L250 194V192H248ZM166 194H165V196H166ZM230 194H232V192H230ZM233 194H234V192H233ZM244 196H247V195H244ZM247 197H250V196H247ZM258 197L259 196H257V199L261 200ZM117 199H119L120 201ZM236 200H239V199H236ZM249 200L254 201L253 203H255V201H256V200H254V198H251V197ZM210 201H212V200H210ZM188 202L189 201H187V203ZM209 203H210L209 201L206 202V206H208ZM216 203H218V201H216ZM256 204H258V202ZM170 205H167V206H170ZM110 206H113V208L115 207V209H118V211L121 210V212L128 211V212H132L131 214H133V212H134V215H136L135 218L137 217L143 222V223L141 222L142 226L140 225V223H138V225L134 224V227L132 225H130V227L129 226H126V227L122 226L121 227L117 222L115 223L116 220L114 218H112L110 215L109 216L107 215V212H108L107 208H109ZM252 206H253V204H252ZM8 207H9L10 211L8 210V212L4 213V210L7 209ZM10 207H12V208L10 209ZM215 207H217V206H215ZM110 208H112V207H110ZM175 208L172 205V206H170V209L168 208L167 210L171 211V213H172V211ZM165 209H166V206H165ZM242 209H243V207H242ZM167 210H165V211H167ZM223 210H225V209H223ZM223 210H221V211H223ZM249 210H251V209H249ZM175 211H174V213L176 214ZM70 212H72V215H74L75 217L78 215L77 218L79 217L81 219V222L80 221L78 222V220H74L75 219L74 216H73V218H71L69 216ZM202 212L204 213V211H202ZM202 212H200V213H202ZM167 213H170V212L167 211ZM167 213H166V215L169 216V214H167ZM174 213H172V214H174ZM126 214L127 213H125V215ZM172 214H170L169 217H171ZM204 214H203L204 216L208 217L210 213L208 211L206 212V210H205ZM220 214H224V212H222ZM164 215H163V217H164ZM227 215H228V213H227ZM250 215H253V214H250ZM253 218L251 217L250 219L252 220ZM112 219H114V220H112ZM163 219L165 220V218H163ZM168 219L170 220V218H168ZM168 219L166 218V220H168ZM200 219H203V218H200ZM204 219H206V218H204ZM254 219H256V218H254ZM140 220H138L137 222H139ZM176 220H179V219H176ZM185 220H186V218H185ZM224 220H225V218H224ZM7 221L12 223V225L10 227L5 226L6 224H4V223H6ZM204 221L205 220H203L202 223H204ZM248 221H249V219H248ZM145 222L149 224L148 226L150 227V229L148 226L146 228L143 227ZM160 222H159V226L163 225L162 224L163 222L161 223V225H160ZM134 223H136V222H134ZM185 224L186 223H184V225ZM233 224H232V226H233ZM236 224H237V222H236ZM175 225L176 224H174V226ZM182 225H183L182 221L179 220V223L176 226H178L177 228H179ZM191 225H192V223H191ZM140 226L143 227L144 230H146V231L148 228V233L146 232V235L149 237H146L144 230H142V228ZM157 227L158 226H156L155 228H157ZM251 228L252 227L249 228L250 231L253 230V228L252 229ZM246 229L248 230V228H246ZM246 229L244 228V231ZM86 230H89L87 233L88 235L86 234V232H87ZM90 231L93 232V233L91 232V235L89 233ZM235 231H237V230H235ZM235 233H237V232H235ZM89 235L91 236V238H89L90 237ZM92 235H94V236H92ZM239 236H241V234ZM246 236H245V238H247ZM254 236H256V235H254ZM19 237H21V238L25 237L24 238L25 241L23 239H19ZM158 237H157L158 239L157 238H155L156 240L154 239L155 242L152 241L153 244L150 242L152 247H154L153 246L154 244H155V246L159 245L161 243V241H163V242H164V240L167 241V238H168L167 236H162V234L158 235ZM216 238L217 239L215 242H216V244L218 243V245L222 244V243H228L229 240L231 239V238L229 239L228 236L227 237L222 236V237H216ZM255 238H257V237H255ZM172 240L174 241V239H172ZM176 240H178V239H176ZM230 241H232V240H230ZM96 243H97V245H98V243L100 245H103V247L101 248V246L98 245V247L99 246L100 247L95 248ZM170 243H172V242H170ZM178 243L180 244V242H178ZM93 244H94V247L92 246ZM229 244H231V242H229ZM176 245H177V243H176ZM227 246H228V244H227ZM230 246H232V245H230ZM252 246H254V244ZM257 247L254 249H255V251H257V254L260 257L263 255V249L261 246H257ZM229 248H234V247H229ZM236 249H238V248H236ZM239 250H241V249H239ZM107 251H109V254L106 253ZM51 252L53 253V256H56V257H54L53 260H51V258H50L52 256ZM151 252H153V254H155L159 257V261H158L157 256L155 257ZM30 254H32V256ZM193 254H195V253H193ZM29 255H30V257H29ZM176 255L175 256L171 255L170 258H167V262L170 261L172 263H174V262L176 263V261L179 260V258H178L179 255L178 256H176ZM189 256H190V254H189ZM191 258H192V256H191ZM160 259L162 262L160 261ZM168 259H169V261H168ZM92 261H96V263L92 262ZM231 261H232L231 264H237L234 259L233 260L231 259ZM117 262H119V261H117ZM177 263H178V261H177ZM181 263L182 262H180V264Z\"/></svg>","mask_w":264,"mask_h":264}]
</instances>
